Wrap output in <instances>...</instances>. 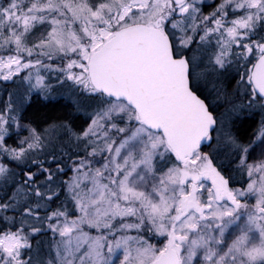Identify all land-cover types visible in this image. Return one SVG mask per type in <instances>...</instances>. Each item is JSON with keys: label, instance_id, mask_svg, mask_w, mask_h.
<instances>
[{"label": "snow or ice", "instance_id": "snow-or-ice-1", "mask_svg": "<svg viewBox=\"0 0 264 264\" xmlns=\"http://www.w3.org/2000/svg\"><path fill=\"white\" fill-rule=\"evenodd\" d=\"M0 264H264V0H0Z\"/></svg>", "mask_w": 264, "mask_h": 264}]
</instances>
